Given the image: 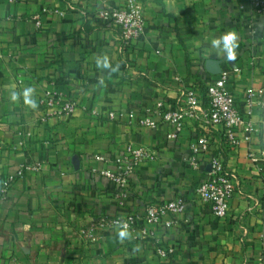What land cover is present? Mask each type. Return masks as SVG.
<instances>
[{
	"label": "crops",
	"instance_id": "1",
	"mask_svg": "<svg viewBox=\"0 0 264 264\" xmlns=\"http://www.w3.org/2000/svg\"><path fill=\"white\" fill-rule=\"evenodd\" d=\"M128 1L142 5L146 28L124 47L119 28L98 13ZM228 32L238 36L234 61L222 45L212 46ZM102 55L119 65L117 72L97 67ZM223 72L230 74L227 86L237 106L244 109L251 86L261 90L262 106L246 116L257 127L251 141L234 147L221 127L209 132L212 150L237 180L229 213L218 219L195 196L210 170L209 157L201 155L198 168L186 162L201 130L187 119L181 137L170 141L167 123L150 128L128 114L149 116L160 100L180 108L186 88L205 95ZM26 87L34 88L36 102L48 89L65 91L78 108L71 116L42 121L39 106L9 99L11 90ZM24 131L32 135L20 145ZM130 143L150 147L155 158L138 169L121 204L116 185L92 170L106 166L98 156L113 159ZM24 161L42 162L43 168L17 179L0 203V264H264L261 19L246 0H0V179ZM176 196L186 198L179 225L158 228L154 237L136 228L123 243L117 229L98 230L95 241L80 235L101 217L126 216ZM160 247L173 252L164 258Z\"/></svg>",
	"mask_w": 264,
	"mask_h": 264
},
{
	"label": "built area",
	"instance_id": "2",
	"mask_svg": "<svg viewBox=\"0 0 264 264\" xmlns=\"http://www.w3.org/2000/svg\"><path fill=\"white\" fill-rule=\"evenodd\" d=\"M252 14L260 18L263 23L264 38V0H246ZM47 13L48 9L43 10ZM99 18L105 22H111L120 30L122 46L129 47L135 44L144 34L146 19L142 5L135 1H128L122 7L107 5L99 11ZM63 15V13H61ZM37 24L41 25L40 15L36 16ZM235 71L240 73L241 69ZM229 72H223L220 77L207 86L206 105L203 103L200 94L193 87L184 91V106L171 109L168 104L160 100L156 103L151 115L136 118L135 113L129 112V119L142 126L157 128L159 121L168 124L170 130L167 139L178 140L186 126V120L192 121L201 130L199 135L192 141L189 148L186 162L194 168L199 166V158L205 154L209 157L210 170L205 179L196 187L195 196L199 203L208 206L218 219L225 218L230 210V202L233 198L237 180L233 173L227 170L223 156L219 151L212 150L209 132L214 127H221L225 139L234 147L240 145L244 139L251 141L252 135L257 127L251 118L255 107L262 106L261 90L248 87L245 91L243 106L241 109L236 105L231 92L228 89ZM177 80H180L177 77ZM37 105L42 110V121L54 117L62 119L71 116L78 108L77 99L62 90L48 89L37 99ZM95 115H100L98 110H92ZM109 118H115V112L108 113ZM156 117L159 120H156ZM246 133L241 138L240 132ZM24 137L20 141L23 145L25 138L32 135V132L20 133ZM254 160L255 156L251 153ZM155 158L150 147L128 144L124 150L113 159L98 156L97 159L106 163L102 169L93 168V172L113 182L116 185L115 198L123 204L130 196V183L138 169L145 163ZM112 163V167L107 164ZM43 163L39 161H24L16 168L0 179V203L8 198L13 183L29 173L41 171ZM186 198L176 196L175 198L162 202H151L140 212H132L126 216L114 218L101 217L92 225L79 230L82 238L92 241L97 239V231L102 229H117L116 221L127 223L129 229H139L143 237H154L158 228H172L179 225V218L184 213ZM162 257H167L173 252V248L160 247L158 249Z\"/></svg>",
	"mask_w": 264,
	"mask_h": 264
},
{
	"label": "clouds",
	"instance_id": "3",
	"mask_svg": "<svg viewBox=\"0 0 264 264\" xmlns=\"http://www.w3.org/2000/svg\"><path fill=\"white\" fill-rule=\"evenodd\" d=\"M237 40L238 36L235 32H228L224 34L222 37L214 39L212 41V46L219 47L222 45L223 49L227 52V60L234 61L236 59V51L237 48ZM96 65L100 69L109 70L111 73H115L119 69V65L115 67L112 66L110 58L107 55L98 56L96 58ZM100 83L103 84V80H100ZM34 88L26 87L21 91H17L15 89L11 90L9 93V99L12 102H18L23 99V103L32 109H36L38 107L36 100L34 99ZM117 232L116 235L118 237L119 242L123 243L126 240H131L132 233L129 229V225L127 223H122L120 221H116Z\"/></svg>",
	"mask_w": 264,
	"mask_h": 264
},
{
	"label": "trees",
	"instance_id": "4",
	"mask_svg": "<svg viewBox=\"0 0 264 264\" xmlns=\"http://www.w3.org/2000/svg\"><path fill=\"white\" fill-rule=\"evenodd\" d=\"M207 89L205 91V95H200L201 96V99L203 100V103L206 105L207 101H208V98H207ZM228 142V141H227ZM229 143V142H228ZM232 200V199H231ZM226 218V217H225Z\"/></svg>",
	"mask_w": 264,
	"mask_h": 264
}]
</instances>
